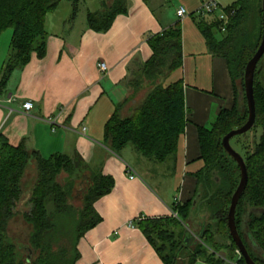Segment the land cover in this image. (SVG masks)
<instances>
[{"label":"trees","instance_id":"16d2710c","mask_svg":"<svg viewBox=\"0 0 264 264\" xmlns=\"http://www.w3.org/2000/svg\"><path fill=\"white\" fill-rule=\"evenodd\" d=\"M80 1L0 0V37L12 30L10 48L14 51L0 87L7 86L17 68L28 65L33 53L39 58L45 57L47 16L53 14L62 2H70L76 8ZM101 2L102 12L88 14V26L96 33L108 32L116 18L128 12L126 0ZM232 11L235 13L230 16L224 32L217 16L202 18L195 12L190 14L210 54L226 60L235 86L236 102L231 110H223L219 114L211 129L199 130L200 159L204 167L196 175L198 191L194 198L184 205H174L177 217L137 222V227L164 264H196L198 261L206 264L238 261L245 264L244 259L236 255L238 249L228 228L229 208L239 186L241 172L224 150L223 139L248 121L244 76L248 62L259 49L263 30L260 24L257 27L255 19L251 22L250 34L245 35L243 27L251 12L248 0L234 1L226 9L227 14ZM148 44L152 50L151 58L142 65L140 76L127 84L130 90V87L136 89L147 81L154 88L133 110L129 106L130 98L117 106L105 126L104 143L117 155L132 146L148 162L165 165L175 161L180 138L187 126L183 81L166 85L167 80L183 66L182 22L178 20L162 34L151 37ZM263 59L255 72L256 123L252 129L260 127L263 134L259 142L255 140L252 143L245 156L233 148L244 158L248 170L247 188L236 210V225L256 264H264V70L259 69ZM239 79L243 86L241 92L236 85ZM125 108L128 112L124 116ZM247 135L236 137L231 142ZM31 162L36 164L38 178L30 200L32 209L24 214V218L33 229L29 252L35 251L39 255L34 264H78L82 239L102 222L95 205L111 193L114 180L100 171L87 173L84 162L79 158L57 154L46 159L38 152H29L23 145L13 147L3 135H0V264H25L17 247L7 237V227L22 199V181ZM62 174H67L73 183L84 175L90 178L81 207L70 204L73 184L61 185L58 177ZM196 201L200 210L213 218L214 223H208L201 241L189 248L184 244L188 231L184 223L193 213ZM175 227H181L180 232ZM64 240L66 244L62 245Z\"/></svg>","mask_w":264,"mask_h":264},{"label":"crops","instance_id":"0c3cea01","mask_svg":"<svg viewBox=\"0 0 264 264\" xmlns=\"http://www.w3.org/2000/svg\"><path fill=\"white\" fill-rule=\"evenodd\" d=\"M126 1L127 14L119 15L106 33H96L88 26V14L102 12L101 0L100 11L86 9L81 0L76 8L68 2L57 17L58 7L46 18L45 57L33 53L28 65L17 68L7 86L0 87V135L11 146L23 145L46 159L57 154L79 158L87 173L100 171L115 182L111 193L95 205L102 222L82 239L78 264H164L137 222L174 217V205L194 198L196 175L204 167L199 130L212 128L219 114L231 110L236 102L226 60L210 54L192 18L189 24L183 21V66L174 74L180 72L175 82L184 83L187 126L175 161L166 173L159 174L129 147L115 154L104 143L105 126L117 106L130 98L126 83L135 65L151 58L148 40L178 22V8L173 11L166 4L172 0ZM152 3L161 8V14ZM189 27L197 32L192 37L187 36ZM101 62L109 67L105 77L98 68ZM26 102L34 104L29 114L23 112ZM127 112L125 108L123 115ZM59 115L54 130L48 121ZM30 166L36 168L34 162ZM131 175L136 179L131 180ZM154 182L161 185L160 190L150 186ZM197 203L187 227L199 234L207 226L202 219L207 215Z\"/></svg>","mask_w":264,"mask_h":264},{"label":"rangeland","instance_id":"374dc122","mask_svg":"<svg viewBox=\"0 0 264 264\" xmlns=\"http://www.w3.org/2000/svg\"><path fill=\"white\" fill-rule=\"evenodd\" d=\"M84 1L86 5L83 4V6L86 9L96 8L95 11H100L101 8L100 6L98 7L100 3L99 0H84ZM199 1L200 0H172L171 2H168L166 4L173 11L175 10V8L184 7L188 12V16L184 19V22H187V24H189V20L191 21L190 14L196 12L202 6V3L200 4ZM234 1H237V0H222V4L225 7H228ZM248 3L251 7V12H250L247 22L244 24V27H243L245 35L250 34L251 25H252L251 22L255 19L257 20V23H258L257 27L259 28V24H260L261 31L263 30V22H262L263 20V0H248ZM68 5H70L68 2H62L60 4L59 6L60 8L57 12V17L60 16L63 11H65L66 7L68 8ZM152 5L154 6V9L156 10V12H158V14H161V10H160L161 8H159L158 5H155V3H152ZM259 10H260V16H259ZM188 31H189V34L187 35L188 37H192L193 33H197L196 31L194 32L190 27L188 28ZM12 36H13V31L9 30L0 37V64H1V67H3L2 71L0 72V82L2 81L6 73L7 67L9 65V62L12 59V56L14 54V51H12L10 48V42H11ZM262 38H263V35L261 32L260 43L262 42ZM3 63H4V66H2ZM134 68L135 69L133 70L130 77L128 78V82L133 79H137L141 74L142 65L136 64ZM259 69L260 71L264 70V59L261 62ZM190 73L193 74V70H190ZM179 75H180V72L179 73L177 72L176 74H174L170 79L167 80L166 84L170 85L171 82L177 81V78H179ZM126 85L128 84L126 83ZM236 85H237L239 92H241L243 89V86H242V82L240 79L237 81ZM153 88L154 87L152 86V83L147 82V81L140 84V86L136 89L134 87H130L131 97L129 100L130 101L129 106L131 107V109L133 110L138 105H140L146 99L148 94H150ZM244 90H245V86H244ZM208 129H211V126H209ZM262 134H263V130L260 127H258L252 130L250 133H248L247 136L241 137L238 140L232 141L231 145L242 156H245L252 148V143L255 140L257 142L260 141ZM129 149L136 155V157L141 159L142 163H144L145 165H148L149 168H153L157 170L159 174L166 173L167 169L171 166V163L165 164V165H157L153 163L151 164L150 162H148V160H146L145 158L140 156L138 153H136V151L134 150L132 146H129ZM140 166H143V165H140ZM37 178H38V172L36 168L29 166L26 170L25 176L22 181L23 188H24L22 199L17 205L16 210L14 212L15 215L9 221L8 227H7V237L17 247L19 253L22 255L21 259L24 261L25 264L28 263V261H30L29 264H34V262L39 256L38 254H36L35 251L33 253L29 252L30 250L29 243H30L33 229H32V226L28 224L24 218V214L29 213L30 210L32 209V204L30 200L32 196L33 187L35 186L37 182ZM89 180L90 178L85 175L83 176L82 179H80L76 183H73L72 179L69 178L67 174H62L58 177V182L61 185H65L68 182H71L73 184V193H72V197L70 198L69 202L72 206H75V207H81V205L83 204L82 203L83 194L85 193ZM170 184L171 183L167 184L166 186ZM150 186L154 190L161 189V185L155 182L150 183ZM50 211H52L51 205H50ZM199 211L202 212V210H199ZM202 219L204 220L205 223H207V225L208 223H214V219L208 217V215L205 217H202ZM187 226H188V221L184 223V227L186 229H189ZM175 230L180 232L181 227H175ZM65 244H66V241L64 240L62 242V245H65ZM53 248H56V245H54ZM236 255H238L237 251H236Z\"/></svg>","mask_w":264,"mask_h":264},{"label":"water","instance_id":"95a60500","mask_svg":"<svg viewBox=\"0 0 264 264\" xmlns=\"http://www.w3.org/2000/svg\"><path fill=\"white\" fill-rule=\"evenodd\" d=\"M263 57H264V0H263V38H262V42H261V45L258 51L254 55V57L248 62L246 70H245V76H244L245 97L247 100V106L249 110V118L243 127H241L240 129H235L231 131L223 139L224 150L232 159H234V161L239 166L240 172H241L240 183L232 197L231 205L229 208L228 228H229L231 238L234 244L236 245L241 257L244 259L245 264H256L254 260L251 258V256L249 255L242 241V238L240 237V234H239V231L236 225V210H237L239 201L247 188L248 170H247V166H246L244 158L238 152H236L231 146V140L236 137L249 133L255 127L256 102H255V96H254V80H255L256 69ZM202 234L203 233L196 234L188 230L186 237L184 239V244L189 248L195 246L198 243V241H201Z\"/></svg>","mask_w":264,"mask_h":264},{"label":"built area","instance_id":"2783aa9c","mask_svg":"<svg viewBox=\"0 0 264 264\" xmlns=\"http://www.w3.org/2000/svg\"><path fill=\"white\" fill-rule=\"evenodd\" d=\"M227 7H225L222 4V0H204L202 2V6L195 12L196 16L198 17H209V16H217L218 20H220L222 22V31L224 32L226 30V26L229 24L230 21V16L234 15V11H232L230 14H227L226 12ZM188 16V12L184 7H179L177 9V18L178 20H180L181 22L184 21V19ZM99 71L102 75V77H105L109 74V67L106 63L101 62L98 65ZM34 108V104L32 102H26L23 104V112L25 114H29L31 113V111ZM61 115V114H60ZM55 117L54 119H49V123L54 126V130L55 127L58 125V123L60 122V117ZM131 180H135L136 179V175H131L130 176ZM174 217H177V214H174ZM238 252V256L241 257L239 251ZM231 264H239L238 261H234Z\"/></svg>","mask_w":264,"mask_h":264}]
</instances>
